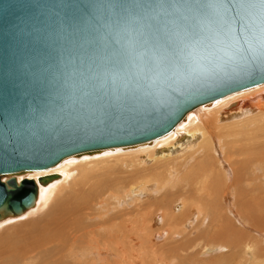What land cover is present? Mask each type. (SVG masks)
Listing matches in <instances>:
<instances>
[{"label":"water","instance_id":"water-1","mask_svg":"<svg viewBox=\"0 0 264 264\" xmlns=\"http://www.w3.org/2000/svg\"><path fill=\"white\" fill-rule=\"evenodd\" d=\"M260 11L259 0H0V221L58 176L13 173L152 141L264 82Z\"/></svg>","mask_w":264,"mask_h":264},{"label":"bare ground","instance_id":"bare-ground-1","mask_svg":"<svg viewBox=\"0 0 264 264\" xmlns=\"http://www.w3.org/2000/svg\"><path fill=\"white\" fill-rule=\"evenodd\" d=\"M256 86L259 88L253 91V88L255 89ZM261 88H264V82L213 99L202 107L200 106L191 110L187 117L177 124L174 129L165 135L152 139V141L140 143L135 146L125 145V148L115 147L94 154H83L79 157L66 159L44 170L26 172L28 175L25 177L23 175V177L34 179L35 181H37L39 177L46 175H58L59 177L56 176V178H59V180H52L54 184L50 182L52 185L50 187L48 186V188H40L35 205L27 210L31 211V214H27L28 216L26 218L21 219L25 221L26 219L27 221H30V219L37 220L40 216L44 215V211L46 210V216L44 215L47 217L45 220L46 223L44 222L45 224L42 228L40 227V229H37L33 227V229L29 231L26 230L22 232V229V231H15L14 233L16 234L11 237L9 236L5 240L7 241L5 243L1 240L3 237H0V264L10 259L20 258L35 261L39 258V251L37 249L45 250L48 254L43 260L39 258L38 264H157L159 262L160 264H197L198 260L196 254L199 252L196 253L194 251L195 248H197L195 247L197 246L196 244L191 245L187 249H180V252L179 248L176 246H183L189 243L194 244L196 242L194 238L198 235H203V239L206 243V245H200L198 247L202 250L201 255H207L210 252H221L219 255L223 257L225 256L224 253L228 251L230 254L225 259L227 260V264H264V237L263 241L260 240L259 242L258 240H253V238L248 239V235L245 237L242 233V238H240V235H236L238 232L233 229L230 220H228L229 216H231V218L233 217L240 224L251 221L255 225L262 226L263 224L261 223H264V198H262L264 197V188L258 187L259 184L255 183L254 185H258L257 187L252 186V189L247 191L246 189L244 190L245 186L243 185L244 187H241L240 185L242 181L235 176L234 169L236 168L229 172L230 169H227L228 165L225 164L224 167L221 166V160H217L222 168V170L217 167L215 168V172L218 171L217 175L221 173L224 178L232 179L233 174L231 173L233 172L234 179L233 183H229L230 185L226 183L227 186L225 188V184L222 187H218L219 182L216 180V173L211 170L208 163V155H206V157L199 149L193 151L192 157L190 158L197 160L195 162L192 161L193 159L189 160L194 163L192 164L193 167H189L188 169L186 165L190 155L189 149H192L186 145L188 141H185V145H180L183 154L180 153L181 155L179 154L178 157V154H175V151L178 149L176 146H179L183 138L187 140L194 138L199 139L197 140L198 143L191 147H201L202 150V147L208 146L205 149V153H207L210 149L215 148L213 147L215 146L213 145L215 136L218 141H220L219 138H224V136L218 135L220 131L222 134L226 135L225 137H240V140L237 142L243 143V146H241L243 149L240 148L241 150H246V152H248L247 149L254 143L257 148L262 149L264 144L260 143L261 137L257 134L258 132H263L262 135L264 136V94L261 93ZM250 89H252L251 91L253 92L246 93V91ZM240 93L244 94L238 96ZM235 106L237 107L230 110ZM198 108H203V110H205L204 108L208 109L200 111L201 109L198 110ZM212 130L214 131L213 137H211ZM191 142L193 141L189 143ZM228 144L224 146L226 149L231 150V148H234L232 146L230 147ZM257 148L254 146L252 151L255 152L256 155L260 154L259 156L261 157L260 160L262 163V161H264V151ZM234 151V154H236L237 150ZM239 153L241 154V151H239ZM226 155L224 158L222 157L224 162ZM232 155V153L228 155V161ZM235 157L237 156L235 155ZM257 158L254 156L250 158L254 161V163L252 162L253 165H256L258 162ZM174 160L177 161L173 162ZM235 162L237 164L240 161ZM250 163L251 161H249V164ZM232 164L233 163H231V165ZM182 165L184 167L186 166L187 169L192 172V169H194L195 175L188 173V171L185 175L182 173L184 177H182L181 180L178 178L180 186L187 185L186 187H188V185H190L189 187L194 188L195 192H198L199 195H206L205 197L207 200H204L207 203L206 205L211 207V212H207V207L205 208L198 203H193L191 199L186 197V194L178 196L176 202L179 204L175 203L170 208L161 204L160 210L158 208L159 205L157 206L154 203L156 199L152 203L149 202L148 199L147 205H145V202L141 203L142 206L140 210L143 214L140 215V212H136V208H138V201L136 199L137 193L141 190L148 192L150 190L151 193L153 192L152 197L155 195L153 198H156L157 194H161L158 197L162 195L166 196L168 194V187H176L178 185L177 182H174L172 179V175L180 172L182 169L184 170ZM180 167H182V169H180ZM238 168L239 166L237 169ZM251 168H254V166H249L248 170ZM258 168L260 171L261 168ZM117 169L123 170L117 171ZM157 170H160V172H157ZM242 170L247 173L245 169L242 168ZM258 170L256 169L257 172L255 175H258ZM263 170L261 169V171ZM101 171H104V173ZM115 171L120 175L113 178L109 177L111 174H114ZM20 173L22 174L24 172L13 173L18 182L24 179L20 176ZM123 173H126L128 177L123 176ZM130 175H133V177H129ZM255 175L253 176L255 177ZM213 176L215 177L212 179ZM258 176H256L252 182H261V184H263V174L260 177ZM252 177L250 179H253ZM248 178L249 176H246V180H248ZM6 179L7 178L4 176L2 177L3 181H6ZM153 187H155V191H153ZM104 196H106L105 198L109 199V201H115L114 203L118 207H122V205L124 207V204L128 207L129 204H132V207L129 209H135L136 211L134 212L139 215L136 216L135 214V217L130 216V218L126 219L120 218L122 220L118 224L113 222L116 215L107 217L106 214V217L101 219L103 217L102 213L107 212L106 210L102 212V209L106 208V204L104 203L105 198H102ZM246 196H248V200H245ZM190 198L192 197L190 196ZM201 200L197 199L195 201L202 202ZM163 201L164 200H161L160 203ZM224 201H230L233 208L231 205H227V208L224 207L225 204L224 206L222 204ZM246 202H251L252 207H248L245 204ZM149 207H154V212L151 214L150 212H144V210ZM114 208L115 207H113V209ZM162 209L163 211H161ZM178 209H180V212L175 213V211H179ZM92 213L95 215L91 217L88 216ZM125 214L129 215L127 211ZM227 214L229 215L228 217L226 216ZM259 216H263V218ZM87 218H89L88 222L92 225H89L88 222V226L84 225ZM154 218L158 221H162L164 225L162 230L158 227L161 231L154 234L155 237H160L165 234L167 235L166 237L173 242L177 237V233V241L183 236H186V240L184 239L185 241L178 242V244L175 243L177 245H175L174 242L168 244L169 242L166 243L167 241H164L168 245L159 247V245L156 244L157 248L149 244L147 242V240L150 239L149 233L153 231L149 229L152 226ZM0 222H2V220ZM18 222L20 221L18 220ZM101 223L107 224V226L104 227L105 225H103V228H101ZM196 224L198 228L192 229L194 226L197 227ZM1 227L0 225V229ZM187 228L194 232L191 231L187 233ZM78 229L82 230V233H79ZM261 230L259 229L260 232ZM155 231L153 233H155ZM196 231V235L189 238V236H192ZM35 232H37L36 235H34ZM153 233H151V237ZM0 234H2L1 230ZM165 240H167V238ZM261 243H263V246ZM34 245H37V247L31 249ZM34 251H36V259L33 258L34 256L31 257ZM222 251L224 252L222 253ZM108 260H111V263H109ZM114 260H116V262H114ZM68 261H70V263ZM214 263L226 264L225 262L219 263L217 259Z\"/></svg>","mask_w":264,"mask_h":264},{"label":"rangeland","instance_id":"rangeland-1","mask_svg":"<svg viewBox=\"0 0 264 264\" xmlns=\"http://www.w3.org/2000/svg\"><path fill=\"white\" fill-rule=\"evenodd\" d=\"M256 88H259L258 86H256L255 87V89L253 88V91L254 90H256ZM262 89V91H261V93L262 94H264L263 93V91H264V88H261ZM252 89H250L249 91H246V93L247 92H253V91H251ZM241 94H244V93H240L238 96H240ZM237 106H239V105H237ZM237 106H235V107H233V108H231L230 110H232V109H234V108H236ZM202 107V106H201ZM209 108V107H208ZM208 108H204L205 110H207ZM201 109V110H200ZM210 109V108H209ZM198 110H200V111H205V110H203V108H198ZM229 120V119H228ZM259 124H260V122H259ZM213 133H214V131L212 130V132H211V137H213L214 135H213ZM220 134V136H224V138L222 139V137L221 138H219V140L220 141H218V139H216V136H215V138H214V140H213V145H215V146H213V147H215L214 149H210V150H212V151H208V152H210V153H205V149L208 147V146H205V147H202V150H201V147H199V148H197V146L196 147H191L192 145H196L197 143H198V141L197 140H199V139H196V138H194V139H191V140H187L186 138H183L182 139V141H181V143H179V146H176L178 149L175 151V154L177 155V157L179 156V154L181 153V154H183V151H182V147L180 146L181 144L183 145H185L186 144V142L185 141H188L187 142V144L186 145H188V147L189 148H192V149H189V153H190V155H189V159H188V163H187V167H188V169H189V167H193V163L197 160V159H194V158H190V157H192V153H193V151H195V149H199V151L203 154V155H208V163H209V165H210V167H211V170L212 171H214L215 172V168L217 167V168H219V169H221L222 170V168H221V166L222 167H224L225 166V164L226 165H228L227 166V169L229 170L230 169V171L229 172H231V170H233L234 168H236V169H234L235 170V176L240 180V181H242L241 182V187H244V190L246 189V191L247 190H250V189H252V186L253 187H257L256 185H254L255 183H258L259 184V186L258 187H260V188H264V180H262V183L263 184H261V182H252L254 179H255V177L256 176H258L260 173V175L258 176V177H260V176H262V174H263V176L262 177H264V167H263V165H264V161H262V163H261V160H260V154L258 155H256V153L255 152H253L252 150V148L255 146L256 148H257V146H256V144L254 143V144H251V146L247 149V151L248 152H246V150L244 151V150H241V149H243V148H241V146H243L242 144V142H237L238 140H240V137H225L226 135H224V134H222V132L220 131L219 133H218V135ZM260 137H261V139H260V141H259V139H258V141L261 143V144H264V136L262 135L263 134V132H258L257 133ZM224 140V141H223ZM190 141H193V142H191V143H189ZM184 142V143H183ZM214 142H215V144H214ZM224 142V143H223ZM229 144H228V143ZM263 142V143H262ZM221 143V144H220ZM218 144H220V145H218ZM225 144H228L230 147L232 146V147H234V148H231V150H229V149H226L224 146H225ZM187 147V148H188ZM216 147H218V148H216ZM224 147V148H223ZM252 147V148H251ZM194 148V149H193ZM204 148V149H203ZM241 148V149H240ZM217 149H218V152H217ZM226 149V150H225ZM257 149H259V150H263L264 151V147L262 148V149H260V148H257ZM190 150H191V152H190ZM203 150H204V153H203ZM216 151V152H214V151ZM220 150H221V152H220ZM227 150H229V151H227ZM234 150H237L236 151V154H234L235 153V151ZM241 151V154L239 153V151ZM178 151V152H177ZM232 151V152H231ZM215 154H214V153ZM221 153H222V156H221ZM225 153V154H224ZM226 153H227V155H226ZM233 154L232 156H231V158L229 159V161H228V155L229 154ZM252 153V154H251ZM180 154V155H181ZM224 154V155H223ZM226 155V157H225V162H224V156ZM235 155L237 156V157H235ZM219 158H217V157ZM233 156H234V158H233ZM252 156H254V157H256L257 158V156H258V162L256 163V165H253L252 164V162L254 163V161L253 160H251L250 158L252 157ZM207 157V156H206ZM223 157V158H222ZM239 157V158H238ZM245 157V158H244ZM241 158V159H240ZM243 159V160H242ZM246 161H245V160ZM189 160H192V161H194L193 163L191 162V161H189ZM217 160H221L220 162V164H221V166H220V164H219V161H217ZM175 161H177V160H174L173 162H175ZM235 161H240V162H238L237 164H236V162ZM245 161V162H244ZM248 161V162H247ZM249 161H251V165L249 164ZM189 162H191V163H189ZM231 163H233L232 165H231ZM244 165H243V164ZM247 163V164H246ZM190 164V165H189ZM240 164V165H239ZM242 164V165H241ZM262 164V165H261ZM236 165H237V167L239 166V168L241 169H237V167H236ZM248 165V166H247ZM259 165V166H258ZM184 167L183 165H182V167H184V170L182 169V167H180V169H182V170H180V172H177V173H174L173 175L175 176H173L172 175V179L174 180V182L176 181L177 182V186L176 187H174V186H170V187H168V189H167V195L166 196H160V197H158L159 195H161V194H157L156 195V198H153V197H155V195L152 197V193L150 192V190H149V192L148 191H143V190H141L139 193H137V201H138V204H137V207L138 208H136V210L134 209L133 210V208L132 209H129V208H131L132 207V204H129L128 205V207L127 206H125V204H124V207H123V205H122V207L121 206H117L114 202L115 201H112V200H110L109 201V199H107V198H105L106 196H104V197H102V198H105L104 200H105V204H106V208H103L102 210V212H105V210L107 211L106 213H102L103 214V217L101 218V219H104V217H109V216H114V215H116V217L114 218V220H113V222L114 223H116V224H118L119 222H121V220L122 219H126V218H130V216L131 217H135V214H136V216L137 215H141V214H143V212H141V206H142V204L141 203H144L145 202V205H147V200L149 201V202H154V200H155V205H159L158 206V208H159V210H160V205L161 204H164L165 206H167V207H171L172 205H174L175 203H177V204H179L178 202H176L177 200H178V196H180V195H182V194H186V197L187 198H189V199H191V201L193 202V203H198V204H200L202 207H207L206 208V210H207V212H211V207L209 206V205H206L207 203H206V201L205 200H207L206 199V195H203V194H198V192H195V189L194 188H192V187H189L190 185H188V187H186L187 185H181L180 186V184H179V179L181 180L182 179V177H184L183 176V174L185 175L186 174V172L188 171V173H191V174H193V175H195V173H194V169H192L193 170V172L191 171V170H188L187 169V167ZM231 166V167H230ZM246 166V167H245ZM249 166H254V168H251V169H249L248 170V168H249ZM263 168H262V167ZM167 167V166H166ZM233 167V168H232ZM248 167V168H247ZM256 167V168H255ZM258 167H260L263 171H261V169H260V171L258 170L259 168ZM226 168V167H225ZM242 168L243 169H245V171H247V173L246 172H243V170H242ZM247 168V169H246ZM252 169H253V171H252ZM256 169L258 170V175H255V173L257 172L256 171ZM123 169H117V171H122ZM237 170H239V171H237ZM168 171V170H167ZM251 171V172H250ZM102 173H104V171H101ZM100 172V173H101ZM157 172H160V170H157ZM208 172V171H207ZM239 172V173H238ZM241 172V173H240ZM249 172V173H248ZM118 172H116L115 171V173L114 174H111V176H109V177H111V178H113V177H118L120 174H117ZM183 173V174H182ZM216 173V180H217V182H219V184H218V187L220 186V187H222L224 184H225V186H224V188L227 186V184L228 185H230L231 183H233V179H234V173L232 172L231 174H233L232 175V179L231 178H224L223 177V175L221 174V173H219V175H217L218 174V171H216L215 172ZM243 173V174H242ZM245 173V174H244ZM117 174V175H116ZM145 174H147V173H145ZM239 174V175H238ZM23 175H24V177L25 176H27L28 174H26V173H20V176L22 177V178H24L23 177ZM98 175H100V174H98ZM98 175H96V176H98ZM123 176H126V177H128V175L126 174V173H123L122 174ZM253 175H255V177L253 176ZM243 176V177H242ZM246 176L248 177L249 176V178H248V180H246ZM253 176V177H252ZM57 177H59V176H57ZM129 177H133V175H130ZM181 177V178H180ZM215 176H213L212 177V179L214 178ZM220 177V178H219ZM222 177V178H221ZM253 178V179H250V178ZM179 178V179H178ZM219 178V179H218ZM59 180V178H55V179H53L54 181H58ZM186 179V178H185ZM226 180V181H224V180ZM250 179V180H249ZM178 180V181H177ZM249 181V182H248ZM259 181V180H258ZM51 182L54 184V182L51 180ZM222 182V183H221ZM52 183L50 184H48L46 187L48 188V186L50 187L51 185H52ZM227 183V184H226ZM230 183V184H229ZM244 185V186H243ZM249 185V186H248ZM262 186V187H261ZM151 188V187H150ZM249 188V189H248ZM146 189V188H145ZM153 189V191H155V187H153L152 188ZM169 190V191H168ZM143 191V192H142ZM145 192V193H144ZM144 193V194H143ZM151 193V194H150ZM196 193V194H195ZM202 195V196H201ZM190 196L193 198L194 196L196 197H194L193 199L192 198H190ZM164 197V198H163ZM203 197V198H202ZM205 197V198H204ZM145 198H147V199H145ZM180 198H182V197H180ZM262 198H264V197H262ZM197 199H199V200H201V199H203V200H201L202 202H196L195 200H197ZM205 199V200H204ZM249 198H248V196H246L245 197V200H248ZM109 202H108V201ZM146 200V201H145ZM161 200H164L162 203H160V201ZM167 202V203H166ZM108 203V204H107ZM151 203H148V204H151ZM157 203V204H156ZM249 203V204H248ZM104 204V205H105ZM222 204H223V206H224V204H225V206L224 207H226L227 205H231V207L233 208V205L230 203V201L229 202H227V201H224V203L222 202ZM248 207H252V204H251V202H246L245 203ZM169 205V206H168ZM113 207H115L114 209H113ZM176 207H178V206H176ZM176 207H175V209H176ZM108 208V209H107ZM110 208V209H109ZM209 208H210V210H209ZM227 208V207H226ZM113 209V210H112ZM174 209V210H175ZM252 209H256V208H252ZM34 210H36V209H34ZM128 210H130V211H128ZM140 210V211H139ZM150 210V211H149ZM179 211H175V213H177V212H180V209H178ZM126 211H127V213H129V215L128 214H125L126 213ZM131 211H133V212H131ZM134 211H136V212H140L139 214L138 213H136V212H134ZM147 212V213H149L150 212V214L152 213V212H154V207L153 208H148V209H146V210H144V212ZM161 211H163V209L161 210ZM160 211V212H161ZM261 212V211H260ZM43 213V212H42ZM47 213V211L45 210L44 211V215ZM133 213V214H132ZM29 214H31V211H26L25 213H23V214H21V215H19V216H17V217H11V218H7V219H4V220H2V222H0V225L2 226L1 227V231H2V234H0L1 236L0 237H3L1 240H2V242H7V241H5L9 236L11 237V236H13L14 234H16V233H14L15 231L17 232V231H19V230H21L22 232H24V231H29L30 229L32 230L33 229V227H36L37 229H40V227L42 228L43 227V225L46 223L45 222V220H46V218L47 217H45L44 215H42V216H40L37 220L36 219H30V221L28 220L27 221V219H26V221L25 220H21V219H24V218H26L27 216ZM107 214V215H106ZM123 214V215H122ZM93 215H95V214H90V215H88V216H93ZM96 215H98V214H96ZM106 215V216H105ZM127 215V216H126ZM134 215V216H133ZM99 216V215H98ZM102 216V215H101ZM124 216V217H123ZM227 217L229 216L228 214L226 215ZM156 217V216H155ZM260 218H263V216H259ZM120 218H122V219H120ZM89 218H87V221H85L84 222V225H86V226H88L87 225V222L89 221L88 220ZM259 219V218H258ZM258 219H256V220H258ZM18 220L20 221V222H18ZM33 220V221H32ZM228 220H230V222H231V224H232V227H233V229L235 230V231H237L238 233H236V235L237 236H239L240 238H242V233L244 234V236L245 237H247V235H248V239H252L253 238V240L255 239V240H258L259 242H260V240H262L263 241V237H264V223H261V224H263L262 226L261 225H255L253 222H249V221H247L246 223H244V224H240L239 222H237L233 217L231 218V216H229V219ZM9 221V222H8ZM24 222V223H23ZM43 222V223H42ZM45 222V223H44ZM257 222V221H256ZM89 223V222H88ZM258 223V222H257ZM5 224H6V226H5ZM91 223H89V225H90ZM102 224V223H101ZM110 224V223H109ZM161 224H162V226H161ZM12 225V226H11ZM42 225V226H41ZM92 225V224H91ZM103 225H105V224H102V225H100V227L101 228H103ZM107 226V224L104 226V227H106ZM155 226V227H154ZM194 226V225H193ZM196 226H197V224H196ZM247 226V227H246ZM262 228H261V227ZM27 227V228H26ZM154 227V228H153ZM158 227H160V229L162 230L163 228H164V225H163V223H162V221H158V220H156V218H154V220H153V223H152V226L150 227V229L149 230H153L151 233H153L155 230V233H153V236L151 237V233H149V236H150V239L149 240H147V242L149 243V244H152V245H154L156 248H157V245H159V247H162V246H165V245H168V244H170V242L171 243H173L174 242V244L175 243H177L178 244V242H182V241H185L186 240V236H183V237H180L179 238V241H177L178 240V234L176 233V235H177V237H176V241L175 240H173V242L168 238V237H166L167 235H163V236H160V237H155V235L154 234H156V233H158V231L160 232L161 230L158 228ZM255 227V228H254ZM20 228V229H19ZM194 228H198V226L197 227H193L192 229H194ZM251 228V229H250ZM254 228V229H253ZM261 230V232L259 231V229ZM258 229V230H257ZM5 230H7V231H5ZM79 230V233H82V230H80V229H78ZM86 230V229H85ZM188 230V232L187 233H190L191 231L192 232H194L193 230H191V229H186V231ZM254 230V231H253ZM205 231V230H204ZM261 233H259V232ZM263 231V232H262ZM37 232H39V231H37ZM37 232H35L34 233V235H36V233ZM196 233H197V231L194 233V234H192V236H189V238H191V237H194L195 235H196ZM167 238V240H165L166 238ZM259 238H258V237ZM154 237V238H153ZM30 238V237H29ZM169 239V240H168ZM185 239V240H184ZM160 240V241H159ZM194 240L196 241L194 244H192V243H189V244H185V245H181V246H176V247H178L179 248V252H180V249H187V248H189L191 245H197V246H195V247H197V248H195V252L197 253V252H199V253H197L196 254V257H197V260H198V263L197 264H215L214 263V261H216V259L219 261V263H221V262H225L226 264H227V260H225L227 257H228V255L230 254V253H228V251L226 252V253H224L225 254V256H223L222 257V255H219V254H221V252H210V253H208L207 255H201V252H202V250L200 249V248H198L200 245H206V243H205V241H204V239H203V235H198L197 237H195L194 238ZM163 242V244L165 243L164 241H167L166 243H168V244H162V242ZM261 241V242H262ZM264 243V242H263ZM263 243H261V245L263 246ZM157 244V245H156ZM177 244H175V245H177ZM199 244V245H198ZM161 245V246H160ZM30 246V245H29ZM35 247H37V245H34L33 247H31V249H33V248H35ZM158 247V248H159ZM264 247V246H263ZM199 249V250H198ZM38 251H39V255H38V257L41 259V260H43V259H45L47 256H48V254L46 253V251L45 250H42V249H37ZM36 251H34L33 253H32V256L31 257H33L34 259H36V253H35ZM224 251H222V253H223ZM213 254H215V255H213ZM218 254V255H217ZM4 257H5V255H4ZM201 257V258H200ZM39 258H37L35 261H31V260H28V259H23V258H20V259H10V260H7V261H5V262H3L2 264H38V260H39ZM199 258V259H198ZM118 259H119V255H118ZM120 261V260H119ZM176 261V260H175ZM67 262V261H66ZM69 263H70V261H68ZM108 262L109 263H111V260H108ZM114 262H116V260H114ZM158 262V261H157ZM176 263H178V262H176ZM42 264V263H41ZM157 264H160V262L159 263H157ZM182 264H190V263H182Z\"/></svg>","mask_w":264,"mask_h":264},{"label":"snow or ice","instance_id":"snow-or-ice-1","mask_svg":"<svg viewBox=\"0 0 264 264\" xmlns=\"http://www.w3.org/2000/svg\"><path fill=\"white\" fill-rule=\"evenodd\" d=\"M221 3H226V0H220ZM261 5L260 11V25H259V37L258 43L262 50H264V0H259Z\"/></svg>","mask_w":264,"mask_h":264}]
</instances>
